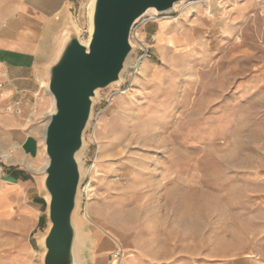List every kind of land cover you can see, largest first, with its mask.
<instances>
[{
	"label": "rangeland",
	"instance_id": "374dc122",
	"mask_svg": "<svg viewBox=\"0 0 264 264\" xmlns=\"http://www.w3.org/2000/svg\"><path fill=\"white\" fill-rule=\"evenodd\" d=\"M20 1L9 12L0 0V34ZM90 3L68 0L65 16L83 43ZM186 5L136 25L123 81L95 101L76 212L83 264H264V0H201L185 17ZM134 36L151 57L138 66ZM6 72L0 66V139L28 120L42 153L26 161L16 144L0 146L34 186L26 203L0 196V264H43L47 205L32 199H45L39 172L52 100L42 89L29 115L6 113L16 109L3 105ZM119 249L125 258L116 261Z\"/></svg>",
	"mask_w": 264,
	"mask_h": 264
},
{
	"label": "water",
	"instance_id": "95a60500",
	"mask_svg": "<svg viewBox=\"0 0 264 264\" xmlns=\"http://www.w3.org/2000/svg\"><path fill=\"white\" fill-rule=\"evenodd\" d=\"M182 1L187 0H94L88 44L65 17L46 36V51L36 67L43 90L53 98L42 133L46 165L39 172L42 191L49 198L44 199L49 225L40 238L43 264H83L76 212L84 136L95 101L101 90L123 81L125 64L136 53L132 31L146 13L163 14Z\"/></svg>",
	"mask_w": 264,
	"mask_h": 264
},
{
	"label": "crops",
	"instance_id": "0c3cea01",
	"mask_svg": "<svg viewBox=\"0 0 264 264\" xmlns=\"http://www.w3.org/2000/svg\"><path fill=\"white\" fill-rule=\"evenodd\" d=\"M9 12L14 8L9 0ZM68 0H21L15 5V15L8 17L6 29L0 34V66L7 71L3 75L7 85L8 100L3 105H12L20 110V115H29L37 104L42 86L38 79L36 57L41 42L58 26L67 14ZM8 12V13H9ZM17 126L6 127L1 134L0 146L16 144L18 158L30 161L41 156V146L35 135L25 132L27 121H19ZM1 180L0 196L4 199L29 202L33 191L32 175L22 169L8 165ZM33 196L32 201L39 203ZM43 205V204H42ZM28 210V206H23Z\"/></svg>",
	"mask_w": 264,
	"mask_h": 264
},
{
	"label": "built area",
	"instance_id": "2783aa9c",
	"mask_svg": "<svg viewBox=\"0 0 264 264\" xmlns=\"http://www.w3.org/2000/svg\"><path fill=\"white\" fill-rule=\"evenodd\" d=\"M133 40L137 41L140 45V56L136 62V66H138L139 64H141L144 60H148L150 59V50L149 48L139 39L136 38V36H134ZM0 88H2V84H0ZM6 113H16L19 114L20 111L16 108L15 111H13L12 108H6L5 109ZM14 156V152L13 151H9L3 154H0V178L4 177L5 174V170L6 167L9 165L10 160L13 159ZM125 258V253L122 249H119L114 255H113V259L116 261H120L123 260Z\"/></svg>",
	"mask_w": 264,
	"mask_h": 264
},
{
	"label": "bare ground",
	"instance_id": "6f19581e",
	"mask_svg": "<svg viewBox=\"0 0 264 264\" xmlns=\"http://www.w3.org/2000/svg\"><path fill=\"white\" fill-rule=\"evenodd\" d=\"M93 3H94V0H91V3H90V7H89V15H90V17H91V14H92V8H93ZM183 4H187L186 6H187V8H188V11H186L185 13H184V16L185 17H187L190 13H191V11H195L198 7H199V5L201 4V0H187V1H182V2H179V3H177V4H175L174 5V7H173V9L172 10H170V11H167V12H165V13H163V14H158L155 10H149L147 13H146V15L144 16V17H146V16H148V15H156V16H161V15H166V14H170V13H172V12H174L175 11V9H177L180 5H183ZM206 7V6H205ZM206 9L208 10V8L206 7ZM205 12H207V11H205ZM143 17V18H144ZM135 29V28H134ZM133 29V30H134ZM136 31V30H135ZM132 33H133V31H132ZM87 44H88V41L86 42ZM131 44H132V46H134V44H133V42H132V35H131ZM134 48V47H133ZM133 54H134V52L130 55V57L128 58V60H127V62H126V64H125V69L129 66V62L131 61V58H132V56H133ZM122 76V75H121ZM42 85V87H43V84H41ZM120 85V83H116L115 85H112L111 87H114V86H119ZM110 87V88H111ZM46 93V92H45ZM98 93V92H97ZM48 95V94H47ZM50 96V95H49ZM50 98H51V100H52V104H53V98L50 96ZM47 114V113H46ZM45 126V125H44ZM43 130H44V128H43ZM43 133V132H42ZM42 142H43V140H42ZM43 145H44V143H43ZM44 148H45V146H44ZM45 156H46V153H45ZM12 160V159H11ZM45 199H47L46 201H48L49 200V198H48V196H46L45 197Z\"/></svg>",
	"mask_w": 264,
	"mask_h": 264
},
{
	"label": "trees",
	"instance_id": "16d2710c",
	"mask_svg": "<svg viewBox=\"0 0 264 264\" xmlns=\"http://www.w3.org/2000/svg\"><path fill=\"white\" fill-rule=\"evenodd\" d=\"M39 203L43 204L44 206H46V202L43 199H39Z\"/></svg>",
	"mask_w": 264,
	"mask_h": 264
}]
</instances>
